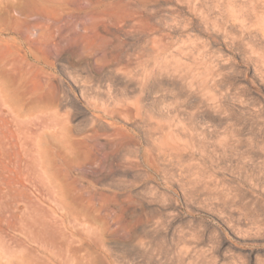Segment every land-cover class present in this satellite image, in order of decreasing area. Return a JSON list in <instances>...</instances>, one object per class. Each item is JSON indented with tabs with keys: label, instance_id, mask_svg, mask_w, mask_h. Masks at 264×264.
<instances>
[{
	"label": "rangeland",
	"instance_id": "374dc122",
	"mask_svg": "<svg viewBox=\"0 0 264 264\" xmlns=\"http://www.w3.org/2000/svg\"><path fill=\"white\" fill-rule=\"evenodd\" d=\"M0 193V264H264V0H0Z\"/></svg>",
	"mask_w": 264,
	"mask_h": 264
},
{
	"label": "bare ground",
	"instance_id": "6f19581e",
	"mask_svg": "<svg viewBox=\"0 0 264 264\" xmlns=\"http://www.w3.org/2000/svg\"><path fill=\"white\" fill-rule=\"evenodd\" d=\"M32 1V0H31ZM2 194L0 193V197ZM20 229L18 221L16 219V212L13 206H0V235L3 237H10L11 240L17 242L16 232ZM21 230V229H20ZM23 233L26 236V241L28 244L23 243L25 247V254L20 262V264H34V256L32 252L31 242L33 241V237L30 231H24ZM1 252V251H0ZM19 262V261H18Z\"/></svg>",
	"mask_w": 264,
	"mask_h": 264
}]
</instances>
